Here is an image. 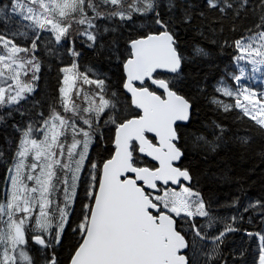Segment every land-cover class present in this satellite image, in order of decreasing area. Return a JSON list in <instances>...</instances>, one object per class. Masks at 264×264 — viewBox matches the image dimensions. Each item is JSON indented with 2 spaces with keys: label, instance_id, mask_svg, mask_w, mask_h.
I'll use <instances>...</instances> for the list:
<instances>
[{
  "label": "snow or ice",
  "instance_id": "6c2138e0",
  "mask_svg": "<svg viewBox=\"0 0 264 264\" xmlns=\"http://www.w3.org/2000/svg\"><path fill=\"white\" fill-rule=\"evenodd\" d=\"M0 264H264V0H0Z\"/></svg>",
  "mask_w": 264,
  "mask_h": 264
}]
</instances>
